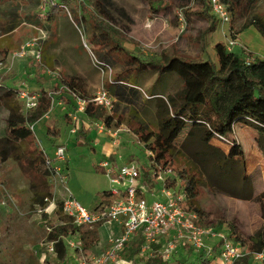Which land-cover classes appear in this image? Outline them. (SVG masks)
Returning a JSON list of instances; mask_svg holds the SVG:
<instances>
[{
	"label": "rangeland",
	"instance_id": "374dc122",
	"mask_svg": "<svg viewBox=\"0 0 264 264\" xmlns=\"http://www.w3.org/2000/svg\"><path fill=\"white\" fill-rule=\"evenodd\" d=\"M109 3L111 18L109 21L115 30L124 35L125 41L122 43L124 49L131 56L141 60L179 55L191 60L210 59L216 63L213 45L216 42L226 44L234 36L239 45L230 51L250 59L264 57V46L254 51L239 40L238 35L249 16V10L245 8L239 11L236 18H231L229 24L221 25L216 20L215 30L209 33L202 43L200 35L208 23L195 13L206 10L212 15L207 0H109ZM12 9L19 15L20 26L9 36L0 33V46L12 48L0 67V73L6 71L11 75L7 86L32 94L39 87L51 89L54 78L59 74L71 76L81 73L87 80L90 95H94L102 83L116 79L119 69L124 64L121 57L112 61L110 56H107L105 59L109 61L111 72L107 71L102 75L91 62L92 59L99 60V47L91 42L84 25L80 23L79 15H75L72 9L61 6L48 21L39 0H0V22L7 20V12ZM256 12H264V0H258ZM37 36L43 37L38 45L26 48L23 57L12 58L13 52ZM36 65L45 71L34 75ZM131 78L129 81L141 89H138L139 96L131 105L118 103L117 110L122 115L123 124L116 127L114 120L109 128L119 129L121 143L115 146L111 157L117 168L131 162L130 159L133 158V162L140 166V179L144 180L143 172H146L148 182L151 181L157 188L154 173L159 171L149 166L147 150L137 141L128 126L135 127L136 121H139L148 125L154 133L158 132V123L162 115L158 108L160 98H156L155 95L161 94L165 99L174 97L182 85L174 75L158 80L154 71L134 74ZM2 91L3 86H0V93ZM114 107H117V104L112 100L111 109ZM50 111L46 113V118L44 116V119L34 125L38 150L43 151L45 157L52 161V166L59 167L60 176L63 177L62 183L59 177H48V190L56 206L57 202L65 197L63 190L67 188L76 202L94 212L104 192L122 189L121 186L114 184L106 173L97 169L103 161L113 167L107 155L110 150L109 141L100 136L102 134L97 135L96 130L92 129L98 121L90 120L89 124L84 126V129L90 131L86 136H78L74 135L76 132H69L68 127L62 122V115L65 112L62 105L54 102ZM5 117L6 111L0 107V139L3 137ZM54 118L62 123L57 141L64 147L63 161L54 160L56 145L48 143L43 135L45 127L52 125ZM187 129L173 142L175 151L170 161L173 167L183 169L184 166L191 165L192 169L197 170L200 203L207 210L205 214L211 216L210 220L205 218L202 220L203 225H210L216 231L224 233L226 222L232 221L239 231L250 235L253 204L234 198L225 200L227 197L225 195H230L229 191L232 189L236 195L240 194V183L237 181L224 182L223 188H213L215 183H218L210 179L214 163H211L213 162L211 159L207 160L204 167L199 163L198 155L199 151L204 149L203 145L197 140L186 139ZM114 154H119L121 159L115 158ZM47 205L43 206L34 195L30 181L17 162L12 158L0 160V264L70 263L74 256V245L81 246L83 240L88 237V231L86 228H78L71 221L70 226L65 225L66 223L59 218L60 215H56L55 212L51 216L43 217L44 214L47 215L44 212ZM51 209L52 206L48 210ZM114 227V224H105L99 229L98 239L101 243L108 240L110 231L115 234ZM210 243L212 240L207 241V244ZM51 246L53 250L50 251ZM187 248V244H178L176 251L179 254L173 256L167 264H187L183 259L177 263L174 258L180 257V252H186ZM160 249V244L152 245L149 254H137L132 264H144L145 257L150 255H157L161 260ZM93 254H98V251L92 250ZM247 264H264V261L256 263L249 261Z\"/></svg>",
	"mask_w": 264,
	"mask_h": 264
},
{
	"label": "trees",
	"instance_id": "16d2710c",
	"mask_svg": "<svg viewBox=\"0 0 264 264\" xmlns=\"http://www.w3.org/2000/svg\"><path fill=\"white\" fill-rule=\"evenodd\" d=\"M221 1L227 6L231 18H236L242 8L249 10V16L243 28L254 27L264 39V12H256L258 0ZM61 6L69 7L75 15H79L80 23L84 25L91 42L99 47L98 61L109 66L110 69L109 61L105 59L107 56H110L112 61L121 57L124 62L116 79L104 84L105 90H108L115 98L114 102L117 107L108 111L103 106L90 102L82 112L85 118L89 121L104 122L107 128L116 120L114 125L119 127L123 121L121 113L117 110L118 103L123 102L129 106L138 94V89L135 87L138 85L129 81V79L132 80L131 77L134 74L154 71L158 80L174 75L181 82V90L174 97L166 99L164 96L156 97L160 98L158 99L160 112H158L162 115L158 123V132L154 133L148 125L139 121H136L135 127L128 126L137 141L150 153L147 155L149 166L156 171L171 170L174 176L165 180L166 188L177 192L182 191L185 196L182 203L183 208L197 215V224L209 226L202 223L205 211L201 207L199 198L197 170L192 169L191 165L184 166L183 169L176 168L170 161L175 151L173 142L187 129L186 127H189L185 138L197 140L204 148L199 151V163L203 166L208 159L214 163L210 179L218 182L215 186L223 188L224 182L237 181L240 183V194L236 195L232 189L229 191L232 196L252 198L251 181L245 176L243 150L233 138V127L236 124L247 125L256 130L259 134L258 145L264 151V58H254L251 62L245 63L242 55L227 50L223 42H216L212 47L216 63L210 59L191 60L179 55H164L159 59L144 61L131 56L124 49L122 45L125 41L124 35L115 30L109 21V0H48L44 10L48 21ZM195 14L208 23L200 35L201 42L204 43L206 36L216 28V18L208 14L206 10ZM7 15V20L0 22V33L5 36L11 35L21 23L15 9L8 11ZM3 47L0 46L1 63L5 61V57L12 49ZM40 71L45 70L36 65L34 75H38ZM9 80H11L10 74L6 71L0 73V86H3V91L0 93V107L6 111L3 137L0 139V160L5 161V159L12 158L17 162L30 181L34 195L43 206H46L48 199H52L48 190V177H52V173L46 164L43 151L38 150L35 135L29 129V125L38 123L50 111L54 102H59L68 113H74L77 109L76 98L88 100L93 95L85 89L81 76L59 74L57 78H54L51 89L39 87L37 91H34L38 93L35 107L25 111L23 101L21 102L17 97L18 89L7 86L6 83ZM68 113L64 112L62 115L64 125L72 124ZM52 121V125L45 127L43 135L48 143L55 145L60 137L62 123L55 118ZM72 125L76 126L75 123ZM82 126L79 123L77 131L81 132L82 136H86ZM213 138L229 146L227 153L210 145V140ZM130 160L133 161V158ZM111 162L114 164V160ZM97 169L105 173L103 167L98 166ZM143 176L147 181L146 172H143ZM220 182L223 184H219ZM118 198L120 196L112 195L110 190L104 192L95 211H102L104 207ZM262 198H264V193L253 197L254 200L260 202V216L264 219ZM60 204L57 202L55 214L60 215L59 218L66 223L65 225L70 226L71 220L61 214ZM47 216L43 215V217ZM102 223L103 221H99L93 226L86 224L78 226V228H86L88 237L83 240L81 246L73 250L74 257L89 258L92 255V248L99 241L98 228ZM225 227L230 238L244 248L246 256L242 259L243 263L247 264L253 253L264 250V226L252 235L239 231L232 221L226 222ZM142 245V238L136 236L124 246L121 252L122 257L125 260H133ZM175 262H180V259H176ZM144 264L167 263L162 262L157 255H150L145 257Z\"/></svg>",
	"mask_w": 264,
	"mask_h": 264
},
{
	"label": "built area",
	"instance_id": "2783aa9c",
	"mask_svg": "<svg viewBox=\"0 0 264 264\" xmlns=\"http://www.w3.org/2000/svg\"><path fill=\"white\" fill-rule=\"evenodd\" d=\"M39 1L41 9L44 11L48 0ZM207 3L212 15L221 25L229 24L231 16L227 6L221 0H207ZM42 36L33 37L20 46L18 51L13 52L12 58L23 57L25 49L38 45L39 40L43 38ZM237 45L239 43L235 36L225 44L226 49L229 51ZM243 58L245 63H249L254 59ZM91 62L102 75L107 71L111 72L110 67L102 62L95 59H92ZM1 65L0 62V67ZM17 97L23 101L25 111H29L35 107L38 95L18 90ZM75 102L77 104L76 111L68 114L72 121H75V115L83 112L90 102L103 106L108 111L112 108V100L107 90L104 89L103 83L91 99L76 98ZM29 129L34 133V124H30ZM95 129L98 134H106L112 137L113 142L118 145L121 138L119 129L107 128L105 123L101 121L95 124ZM74 132L75 128H72L71 133ZM35 141L38 144L36 138ZM146 152L150 154L148 151ZM63 159L64 147H56L54 160L63 161ZM46 164L51 170L52 178L59 177L62 183L63 177L60 176L59 167L52 166V161L47 158ZM99 166L105 169L106 175L114 184L122 187V189L110 190L112 195H118L120 198L104 207L102 211L90 212L76 202L68 189L64 188L65 197L60 201V209L62 215L68 217L71 223L77 227L84 224L93 226L99 221H103V223L114 222L120 225V233L108 239V246L103 252L91 255L89 258H76L73 256L70 264H132V260H125L121 252L126 243L136 236H140L143 240L139 253L147 255L152 250V245L160 244V257L164 263L169 262L177 253V245L184 243L188 245L191 256L194 257L195 261L191 264H243L242 259L246 256L245 250L239 243L230 238L227 230L222 233L216 231L210 225L201 226L197 224V215L194 212L186 211L182 206L185 199L182 191L177 192L166 188L165 180L173 178L171 170L159 169L157 170L158 173H154V179L160 184V187L150 195L152 200L148 201L139 187L141 170L136 162L131 161L122 164L114 171L111 170V166L106 161L101 162ZM164 175L165 177H163ZM154 195L156 196L153 197ZM50 206H52V209L49 211ZM56 209L57 206L52 198L50 201L48 200L44 212L51 216ZM208 240H212V243L207 244ZM78 247L79 245H74V249ZM49 250H53V247H49ZM250 261L255 263L264 261V250L253 253Z\"/></svg>",
	"mask_w": 264,
	"mask_h": 264
},
{
	"label": "crops",
	"instance_id": "0c3cea01",
	"mask_svg": "<svg viewBox=\"0 0 264 264\" xmlns=\"http://www.w3.org/2000/svg\"><path fill=\"white\" fill-rule=\"evenodd\" d=\"M238 37L240 38L239 40L243 44H245L246 46H248L249 48H251L254 51L259 50V47L264 46V39L261 38V36L259 35V33L257 32V30L254 27L249 26V27L243 28V30L239 33ZM3 48H5V47H3ZM5 49H7V48H5ZM5 49H3V50H5ZM262 58H264V57H262ZM57 68L59 69L58 66H57ZM73 75H79L83 78L84 84H85V89L90 94L89 87H88L89 85H88L87 80L84 77V75L81 73H77V74H73ZM104 84H107V83H104ZM104 84H103V87L105 89ZM135 87H137V89H141L139 86H135ZM107 92H108L111 100H113V102H114L115 98L111 95V93L108 90H107ZM33 94L38 95V93H36V92H33ZM138 96H139V93L136 95V97H138ZM155 97H162V95L156 94ZM57 104L60 105L59 102H57ZM65 112L68 113V111H65ZM46 117H47V114L45 115V118ZM71 122H72V124L73 123H75V124L81 123V125H83L82 129L86 132V134L90 131V130L84 129V126L85 125L87 126L89 124V120H87L85 118V116L82 114V112L77 113L75 115V121L71 120ZM72 124L66 125L68 127L67 129L69 130V132H71L70 129L75 128V126ZM77 128L78 127L75 128L76 133L74 135L79 136V135H81V132L77 131ZM92 129L96 130L95 127ZM115 129H117V128H115ZM96 133H97V131H96ZM97 135H99V134L97 133ZM103 135L104 134H102L100 136L105 137L109 141L110 150H109V153H107V155H108L109 159L112 161L114 159H113V157H111V154H112V152H113V150L117 144H115L113 142L112 137L107 136V135L103 136ZM233 138L237 141V143L240 144V146L243 150V154H244V158H245V176L247 178H249L251 181V190H252V193H251L252 196L251 197L252 198H250V199L239 198V196H232V194L229 195L226 193L227 195H225V196H227V197H225V200H226V198H228V199L234 198V199H238V200L251 202L253 204L252 205L253 206L252 207L253 208V212H252L253 216L250 219V221H252L251 222L252 227H251L250 235H252V234H254V232L261 229L262 226H264V219H262L260 216V207H261L260 202L253 199V197H256L259 194L264 193V151L261 150V148L259 147L258 142H257V140L259 138L258 132L250 126L238 125V124L234 125V127H233ZM120 143H121V140L119 141L118 145ZM55 145H56V147L62 146V144L59 141H56ZM210 145L220 149L224 153H227V151L229 149L228 145H226L224 142H222L216 138H213L210 140ZM114 157L121 159V156L119 154H114ZM113 167H111V170L112 171L116 170L117 167L114 166V164H113ZM105 173H106V171H105ZM148 180L146 181L145 179L142 180L139 178V187L144 192V196L148 199V201H151L152 197L150 195L152 193H154V188L156 190L159 189L160 184L154 179V182H156L155 184L157 185V188H156L155 185L154 184L152 185V182L151 181L148 182ZM213 188L216 189V186H214ZM155 196L156 195H154L153 197H155ZM261 203L264 204V198H262ZM201 207L203 208V210L206 213L207 210L203 206V204L201 205ZM204 218L207 220H210L211 216L210 215L208 216L207 214H205ZM105 224H107V225L114 224L115 225V227H114L115 234H113L110 231L108 239L112 236L119 235L120 225H118L114 222L101 224V226L98 228V235H99V229L102 228V226ZM107 246H108V240L104 241L103 243H101L99 240L97 245L95 247H93L92 250L96 249L98 251V254H99V253L103 252L107 248ZM187 252L189 254H187ZM178 254H179V252H177L175 255L177 256ZM93 255H95V254H93ZM182 256H183V258H182ZM174 258H175V260L182 258V259L187 261V264H191L195 261L194 257L191 256V251L189 248H187L186 252H183V251H182V253L180 252V257H178V258L174 257ZM70 263H72V259L70 260Z\"/></svg>",
	"mask_w": 264,
	"mask_h": 264
}]
</instances>
